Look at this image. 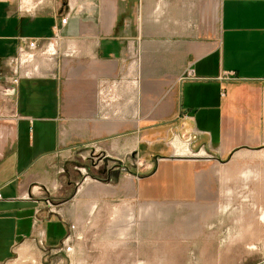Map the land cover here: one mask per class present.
Segmentation results:
<instances>
[{"label":"crops","instance_id":"crops-1","mask_svg":"<svg viewBox=\"0 0 264 264\" xmlns=\"http://www.w3.org/2000/svg\"><path fill=\"white\" fill-rule=\"evenodd\" d=\"M67 1L0 0V85ZM61 31L73 53L0 101V263L70 226L78 242L132 218L215 227L249 171L264 179V0H77Z\"/></svg>","mask_w":264,"mask_h":264},{"label":"rangeland","instance_id":"rangeland-1","mask_svg":"<svg viewBox=\"0 0 264 264\" xmlns=\"http://www.w3.org/2000/svg\"><path fill=\"white\" fill-rule=\"evenodd\" d=\"M254 155L264 162V148ZM136 159L126 158L129 169L137 168ZM255 170L264 172V164ZM249 175L256 178L251 171ZM248 177L224 197L215 227L186 219L160 220L150 227L149 221L132 218L128 226L74 243L73 255L55 254L48 247L29 252L18 247L0 264H264V195L258 194L264 179ZM213 251L224 256L211 259Z\"/></svg>","mask_w":264,"mask_h":264},{"label":"built area","instance_id":"built-area-1","mask_svg":"<svg viewBox=\"0 0 264 264\" xmlns=\"http://www.w3.org/2000/svg\"><path fill=\"white\" fill-rule=\"evenodd\" d=\"M77 0H68L67 7L68 12L64 17L59 21V24H55L52 28V35L46 40L30 39V38H20L18 40L19 44L17 46L16 52L13 56L9 57L6 61V66L9 70V75L3 77V81L0 85V101L5 103L8 101V93H11L24 79H32L41 74V65L42 62L44 65H49L55 63L58 57H66L73 53L70 47L63 49L65 38L62 36V27L70 19L71 14L74 12V7ZM190 75V73H188ZM225 78H233L232 73H228L224 76ZM3 117L0 110V118ZM16 118V115L9 118ZM188 144V143H186ZM134 165L137 168H143L144 165L136 159ZM84 171V169H82ZM52 190H56V187H53ZM23 198L27 199V196ZM0 200L2 197L0 195ZM43 206L48 210L50 215L56 213L55 206L52 204L49 198L45 199L42 202ZM39 213L38 210L35 211V215ZM38 220L34 219V224ZM70 232L66 237L61 241V243L53 248L52 252L55 254H63L65 256H70L74 254V243L78 242L82 238L75 232L74 226H70ZM44 234L39 233V239L37 241L38 245L43 247V238Z\"/></svg>","mask_w":264,"mask_h":264},{"label":"bare ground","instance_id":"bare-ground-1","mask_svg":"<svg viewBox=\"0 0 264 264\" xmlns=\"http://www.w3.org/2000/svg\"><path fill=\"white\" fill-rule=\"evenodd\" d=\"M24 5H25V2H24ZM26 5H28V4H26Z\"/></svg>","mask_w":264,"mask_h":264},{"label":"water","instance_id":"water-1","mask_svg":"<svg viewBox=\"0 0 264 264\" xmlns=\"http://www.w3.org/2000/svg\"><path fill=\"white\" fill-rule=\"evenodd\" d=\"M105 158V157H104Z\"/></svg>","mask_w":264,"mask_h":264}]
</instances>
